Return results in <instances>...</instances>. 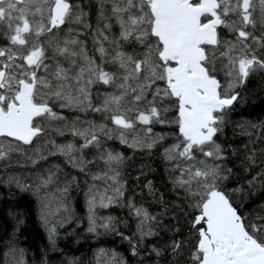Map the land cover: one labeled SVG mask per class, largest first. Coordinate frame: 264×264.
Returning a JSON list of instances; mask_svg holds the SVG:
<instances>
[{
  "label": "snow or ice",
  "instance_id": "obj_1",
  "mask_svg": "<svg viewBox=\"0 0 264 264\" xmlns=\"http://www.w3.org/2000/svg\"><path fill=\"white\" fill-rule=\"evenodd\" d=\"M257 78L264 0H0V192L32 198L46 252L86 224L135 258L87 264H264V115L236 119ZM137 157L162 161L164 191L133 189ZM8 215L3 264H28Z\"/></svg>",
  "mask_w": 264,
  "mask_h": 264
},
{
  "label": "trees",
  "instance_id": "obj_2",
  "mask_svg": "<svg viewBox=\"0 0 264 264\" xmlns=\"http://www.w3.org/2000/svg\"><path fill=\"white\" fill-rule=\"evenodd\" d=\"M249 97L248 103L238 108V115L236 119L253 118L255 116L264 115V84H262L259 78L253 80L249 85ZM113 147L126 152L131 155V150L125 149L118 142H113ZM150 163L154 171L148 172L146 176H141L140 181H136L135 177L139 175L141 171L142 163ZM133 167L126 169L130 172V184L133 189L138 191L136 187L137 183L142 184L146 180L151 179L153 183L162 191L165 190L166 174L164 173V165L159 158L151 159L146 158L141 160L140 158H134L131 162ZM13 193L12 196L8 195V192ZM73 203L81 216L84 215L85 209L83 207V201L81 196L76 195ZM22 210L27 219L26 227L23 233H16L19 240V247L25 249L24 259L28 264H40V259L43 255L51 256L52 264H60L61 261L70 257H80L87 264L88 260H91L93 253L100 247L106 249H115L121 255L125 256L129 260L135 258L130 256L128 251V245L126 242H121L118 238L113 239L111 237H102L95 239L84 232L86 224L81 225L76 229V236L64 237L65 230H61L62 238L58 240V246L62 250L61 253L46 252L48 248V241L46 234L38 223V211L37 205L33 202L32 198L25 193H21L17 190L4 188L3 192H0V217L4 218L7 234H12V219L8 215L9 212ZM113 214H123L119 209H114ZM75 225H69L67 231H71ZM77 240L79 242L77 243ZM7 251V248L0 246V264H3V253Z\"/></svg>",
  "mask_w": 264,
  "mask_h": 264
}]
</instances>
